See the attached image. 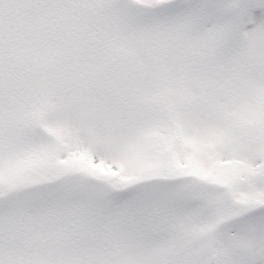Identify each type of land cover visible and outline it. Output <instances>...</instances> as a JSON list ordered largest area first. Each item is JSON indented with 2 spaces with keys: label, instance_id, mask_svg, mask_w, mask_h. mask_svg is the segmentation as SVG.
Listing matches in <instances>:
<instances>
[{
  "label": "snow or ice",
  "instance_id": "1",
  "mask_svg": "<svg viewBox=\"0 0 264 264\" xmlns=\"http://www.w3.org/2000/svg\"><path fill=\"white\" fill-rule=\"evenodd\" d=\"M0 264H264V0H0Z\"/></svg>",
  "mask_w": 264,
  "mask_h": 264
}]
</instances>
